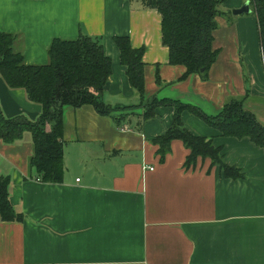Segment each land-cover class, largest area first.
<instances>
[{
	"label": "crops",
	"instance_id": "1",
	"mask_svg": "<svg viewBox=\"0 0 264 264\" xmlns=\"http://www.w3.org/2000/svg\"><path fill=\"white\" fill-rule=\"evenodd\" d=\"M245 3L221 4L212 42L218 55L205 79L182 80L184 67L171 66L162 45L160 15L140 0H0V32L16 37L14 51L27 65H46L54 39L99 38L112 63L104 102L132 108L138 94L113 42L127 37L131 48L145 49L146 99L181 101L215 116L242 97L256 117L245 105L250 94L264 97L257 19L251 5L249 14L232 16ZM244 70L254 78L250 94ZM0 110L30 122L41 113L1 78ZM121 113L112 114L114 121L93 107H66L60 184L36 179L29 133L13 144L0 140V176L9 177L10 204L23 215L20 222L0 221V264H264V150L182 113L186 130L211 139L223 161L245 177L227 179L209 160L187 167L189 150L181 141H172L160 160L153 140L171 127V107L156 109L146 123L136 108L120 121Z\"/></svg>",
	"mask_w": 264,
	"mask_h": 264
},
{
	"label": "trees",
	"instance_id": "2",
	"mask_svg": "<svg viewBox=\"0 0 264 264\" xmlns=\"http://www.w3.org/2000/svg\"><path fill=\"white\" fill-rule=\"evenodd\" d=\"M145 8L153 9L160 15L161 42L169 50L171 66L185 69L182 80L194 75L207 77L215 63L218 51L212 46L213 34L217 28L216 19L224 0H140ZM250 2L257 19L259 44L264 71V0ZM16 37L0 32V78L12 90L22 89L31 103L40 106L39 117L30 122L24 117L8 119L0 110V140L6 144L19 141L24 133L32 138L33 156L29 167L34 170L37 180L46 184H60L63 166V115L66 107L77 109L93 107L98 115L111 117L126 111L141 108V120L149 122L156 116V109L171 107L174 110L173 123L165 135L153 140L157 154L163 161L170 152L172 141H181L189 150L185 159L187 167L195 160H209L211 167H218L221 176L238 181L244 175L235 167L223 161L222 149L214 147L211 139L189 133L183 125L181 115L188 112L215 129L223 137L249 139L264 150V127L253 113L244 108V100H230L215 116L204 114L199 108L169 99L160 100L153 96L145 98L143 77L144 48H131L127 37L113 39L120 53V63L126 68L130 87L138 94L135 107L111 106L104 102L103 89L111 75L112 63L105 55L101 40L82 35L75 40L54 39L48 51L46 65H27L24 56L14 51ZM9 177L0 176V221L20 222L23 215L14 211L8 197Z\"/></svg>",
	"mask_w": 264,
	"mask_h": 264
},
{
	"label": "rangeland",
	"instance_id": "3",
	"mask_svg": "<svg viewBox=\"0 0 264 264\" xmlns=\"http://www.w3.org/2000/svg\"><path fill=\"white\" fill-rule=\"evenodd\" d=\"M259 71H260V73L262 75V79H264V73L262 72L261 67H259ZM244 74H245V81H246V85L245 86L247 88L248 93L250 94V92H249V91H251L250 83H251V81L254 82V78L252 76L250 77L249 74L246 73V70H244ZM251 74H254L255 75V79L257 81V86L260 87V83H258L259 81H258V78H257V75H256L255 71L252 70V73ZM237 99L240 100V99H242V97H237L234 100H237ZM245 106L250 107L248 109L252 110L255 113L256 117L261 122H262V120H264V97H261L259 95L252 96L250 94V98H249V100L247 102V105H245ZM136 109H138V111H140V112L142 111V113H143V110L141 108H136Z\"/></svg>",
	"mask_w": 264,
	"mask_h": 264
},
{
	"label": "water",
	"instance_id": "4",
	"mask_svg": "<svg viewBox=\"0 0 264 264\" xmlns=\"http://www.w3.org/2000/svg\"><path fill=\"white\" fill-rule=\"evenodd\" d=\"M249 13H250V2L248 1L240 9H234V11H232V16L249 14Z\"/></svg>",
	"mask_w": 264,
	"mask_h": 264
}]
</instances>
